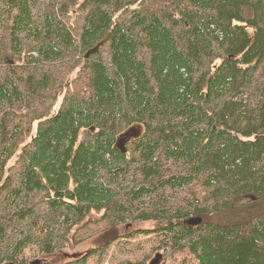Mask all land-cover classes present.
<instances>
[{"label": "trees", "instance_id": "1", "mask_svg": "<svg viewBox=\"0 0 264 264\" xmlns=\"http://www.w3.org/2000/svg\"><path fill=\"white\" fill-rule=\"evenodd\" d=\"M137 222L112 264H264V0H0V264Z\"/></svg>", "mask_w": 264, "mask_h": 264}, {"label": "rangeland", "instance_id": "2", "mask_svg": "<svg viewBox=\"0 0 264 264\" xmlns=\"http://www.w3.org/2000/svg\"><path fill=\"white\" fill-rule=\"evenodd\" d=\"M144 226H147L146 223H132L129 224L128 227L126 228L127 233L130 235L129 237L122 239L119 243V245H113L111 248L108 249L107 252H105L101 257L102 259V264H112L113 260L116 259V257H125L126 254L123 252L127 251H134L136 250V254L134 257H142L144 253L146 252L145 250L148 249L150 240H148V235L143 236V235H138L136 236L135 232L137 229L142 228ZM135 233V234H134ZM140 242L142 246H140L137 250V244ZM122 248V252L120 251ZM87 247H84L83 250H86ZM161 252V251H158ZM156 254V253H155ZM154 252L149 256L150 258L148 259V263H150L151 259L154 258L155 256ZM96 257V256H94ZM94 257H90L85 264H96L97 259ZM160 264H179V263H173L172 260H164V257L160 260Z\"/></svg>", "mask_w": 264, "mask_h": 264}, {"label": "water", "instance_id": "3", "mask_svg": "<svg viewBox=\"0 0 264 264\" xmlns=\"http://www.w3.org/2000/svg\"><path fill=\"white\" fill-rule=\"evenodd\" d=\"M106 40L107 39H104L103 41L98 43L97 46L95 47L94 51H98L99 48L104 44V42ZM132 130L134 131V129H132ZM251 197L254 198L253 195ZM201 220H202V218L200 216H196V217H192V218L188 219V223H190V224H198L199 222H201ZM162 257H163V254L161 252H157L155 254L154 258L151 259L149 264H159L160 260L162 259ZM6 264H15V263L9 262V263H6Z\"/></svg>", "mask_w": 264, "mask_h": 264}]
</instances>
